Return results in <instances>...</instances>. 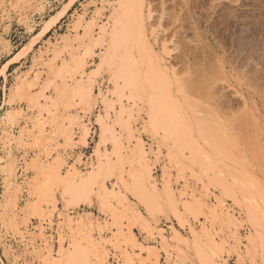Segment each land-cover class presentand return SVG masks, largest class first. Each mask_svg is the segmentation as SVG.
Instances as JSON below:
<instances>
[{
    "label": "rangeland",
    "instance_id": "obj_1",
    "mask_svg": "<svg viewBox=\"0 0 264 264\" xmlns=\"http://www.w3.org/2000/svg\"><path fill=\"white\" fill-rule=\"evenodd\" d=\"M208 1L0 0V264H264V0Z\"/></svg>",
    "mask_w": 264,
    "mask_h": 264
},
{
    "label": "built area",
    "instance_id": "obj_2",
    "mask_svg": "<svg viewBox=\"0 0 264 264\" xmlns=\"http://www.w3.org/2000/svg\"><path fill=\"white\" fill-rule=\"evenodd\" d=\"M0 92L1 93H3V88H4V86H5V82H4V78H1V80H0ZM2 106V105H1Z\"/></svg>",
    "mask_w": 264,
    "mask_h": 264
},
{
    "label": "bare ground",
    "instance_id": "obj_3",
    "mask_svg": "<svg viewBox=\"0 0 264 264\" xmlns=\"http://www.w3.org/2000/svg\"><path fill=\"white\" fill-rule=\"evenodd\" d=\"M208 2H209L208 5H213L215 0H209ZM183 4H186V3H183Z\"/></svg>",
    "mask_w": 264,
    "mask_h": 264
},
{
    "label": "crops",
    "instance_id": "obj_4",
    "mask_svg": "<svg viewBox=\"0 0 264 264\" xmlns=\"http://www.w3.org/2000/svg\"><path fill=\"white\" fill-rule=\"evenodd\" d=\"M73 153H74V154H77V151H74ZM140 239H141V241H142V236H140Z\"/></svg>",
    "mask_w": 264,
    "mask_h": 264
}]
</instances>
